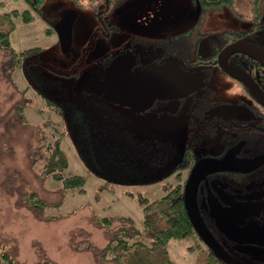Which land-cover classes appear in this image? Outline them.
<instances>
[{
  "label": "rangeland",
  "instance_id": "374dc122",
  "mask_svg": "<svg viewBox=\"0 0 264 264\" xmlns=\"http://www.w3.org/2000/svg\"><path fill=\"white\" fill-rule=\"evenodd\" d=\"M122 1H117L114 18L104 20L120 34L107 39L102 34L107 26L91 10L92 5L103 10L104 0H44L39 7L24 0H0V15L28 9L33 16L29 22L14 16L0 25L5 31L13 24L12 49L0 48V252L9 253L16 264L166 263L139 247L122 257L104 256L117 235L132 245H151L143 235L140 198L160 200L167 183L174 181L158 163L176 154L189 121L182 115L155 119V114H130L113 104L104 90L100 59L123 50L125 38L137 33L126 27L127 21L149 16L159 5V0ZM69 10L78 18L73 50L66 56L55 26ZM212 14L202 16L203 27L212 32L236 25L222 14ZM30 48L39 50L20 55ZM225 98H231L228 92ZM157 138L164 140L159 149ZM58 142L69 164L65 175H82L85 192L65 189L61 180L43 173ZM31 194L43 205L29 202ZM105 218L111 223L105 224ZM168 250L174 264L216 261L196 238L171 240ZM245 253L230 254L253 264L255 254Z\"/></svg>",
  "mask_w": 264,
  "mask_h": 264
},
{
  "label": "flooded vegetation",
  "instance_id": "af4514ba",
  "mask_svg": "<svg viewBox=\"0 0 264 264\" xmlns=\"http://www.w3.org/2000/svg\"><path fill=\"white\" fill-rule=\"evenodd\" d=\"M24 1L35 6L37 0ZM117 1L123 2L104 0L103 10L99 5L91 10L104 23L114 18ZM190 1L185 6L188 0H159L149 16L127 21L126 27L137 33L125 38L123 50L99 61L105 71L104 90L113 104L137 116L189 118L180 143L168 140L177 155L158 163L168 170L165 177L174 180L165 184L163 197L179 191L184 204L197 163L223 161L225 170L208 175L197 195L199 215L223 257L197 233L196 239L215 264H247L230 254L246 256L247 251L257 256L251 263L264 264V0ZM72 11L77 20L75 10L66 13ZM212 13L236 25L217 33L204 28L202 16ZM106 26L102 34L107 39L120 34L114 25ZM226 92L231 98H225ZM156 142L159 149L164 140Z\"/></svg>",
  "mask_w": 264,
  "mask_h": 264
},
{
  "label": "trees",
  "instance_id": "16d2710c",
  "mask_svg": "<svg viewBox=\"0 0 264 264\" xmlns=\"http://www.w3.org/2000/svg\"><path fill=\"white\" fill-rule=\"evenodd\" d=\"M32 1L33 0L30 2ZM42 1L44 0L33 2L35 3L34 5L38 6ZM18 15H21L26 22L33 19L31 11L29 10H24L22 13L18 10H13L10 13L0 15V25H3L6 21H8V23L12 22L13 17H17ZM12 30L13 24L10 26V29L0 31V48L12 49L10 42ZM37 50H39V48H30L25 50V52H21L20 55L23 56V54H28ZM14 54L16 55V52H14ZM56 106L57 108L59 107L58 105ZM74 118L76 122L79 121V118L75 117V115ZM82 124H84V122ZM45 167L46 170H44L43 173L52 174L54 178L61 180L65 189L77 188L80 193L85 192L84 184L86 181L82 175L76 173L65 175V171L68 170L69 164L64 152L60 148L59 142L55 145V149L49 157ZM180 193L179 191H172L162 199L154 201L153 203H150L143 197L140 198L145 214L143 235L149 238L151 245L149 246L141 241L135 242L132 245L126 240L119 238L117 235L107 246L104 256L113 255L114 257H122L125 253L132 251V247H139L141 250L148 251L150 254H158L161 258H165V264H174L170 256V251L168 250L169 242L171 240L195 239L198 237L187 215ZM29 199V202L35 207L43 205V202L36 197V194H31ZM103 220L105 224H110L112 221V219L109 218ZM192 247L193 245L189 248ZM119 250H122L121 254L118 253ZM0 264H16V262L9 253L0 252Z\"/></svg>",
  "mask_w": 264,
  "mask_h": 264
},
{
  "label": "water",
  "instance_id": "95a60500",
  "mask_svg": "<svg viewBox=\"0 0 264 264\" xmlns=\"http://www.w3.org/2000/svg\"><path fill=\"white\" fill-rule=\"evenodd\" d=\"M76 20V13L74 11L66 13L62 19L56 24L55 32L57 33L59 39V45L61 52L64 55H68L73 50V26ZM120 60L112 67L110 75L113 73L114 69L119 66ZM111 85V82H110ZM116 85H118L116 83ZM112 92L114 89L112 88ZM123 97L122 95H120ZM228 164V161L226 162ZM225 170V163L223 161L216 160H201L192 170L189 179L186 184L184 205L190 221L193 225L195 232L199 235L201 239L207 243L218 256L223 257V253L219 250L210 234L208 233L200 215L197 206V195L200 183L208 176L218 171ZM235 216H240L235 214Z\"/></svg>",
  "mask_w": 264,
  "mask_h": 264
}]
</instances>
